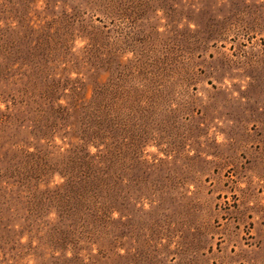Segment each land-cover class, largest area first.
<instances>
[{"label":"rangeland","instance_id":"rangeland-1","mask_svg":"<svg viewBox=\"0 0 264 264\" xmlns=\"http://www.w3.org/2000/svg\"><path fill=\"white\" fill-rule=\"evenodd\" d=\"M0 264H264V0H0Z\"/></svg>","mask_w":264,"mask_h":264}]
</instances>
